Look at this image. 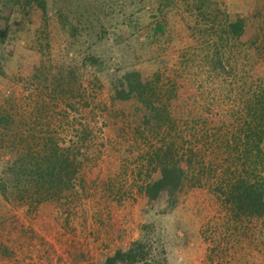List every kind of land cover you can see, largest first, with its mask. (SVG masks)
Here are the masks:
<instances>
[{
	"label": "rangeland",
	"instance_id": "374dc122",
	"mask_svg": "<svg viewBox=\"0 0 264 264\" xmlns=\"http://www.w3.org/2000/svg\"><path fill=\"white\" fill-rule=\"evenodd\" d=\"M160 1L56 2L77 16L80 30L81 20L90 15L94 23L93 16L99 21L101 15L108 35L97 39L89 32L87 41L79 31L74 45L54 20L41 44L35 36L32 41L40 28L33 17L23 26L18 18L10 22L8 42L0 46V107L11 106L24 121L45 108L46 116L37 115L44 118L39 131L49 132L59 147L83 149L73 187L60 198L36 205L0 195V264H103L135 242L146 247L139 264H264L263 222L233 217L212 180L201 178V186L186 180L181 191L156 201L143 191L157 177L147 152L165 141L174 144L179 157L192 149L198 171L199 164L214 159L220 164L226 157L224 150L209 146L216 127L224 133L251 121L252 94L264 93V0H213L244 21L248 46L220 54L222 66L212 72L200 43L217 41L211 24L190 16L183 0H168L167 14L154 16ZM159 20L163 34L140 51L136 40L152 34ZM85 54L100 60L97 69L81 67ZM65 69L77 75L78 87L73 85L71 95L54 94L52 79ZM157 70L164 90L169 84L174 88L167 111L176 132L139 133L143 111L135 101L114 100L111 91L128 71L150 78ZM0 139L10 137L0 131ZM261 147L264 154V142ZM261 177L264 181V172ZM117 264H124L122 257Z\"/></svg>",
	"mask_w": 264,
	"mask_h": 264
},
{
	"label": "trees",
	"instance_id": "16d2710c",
	"mask_svg": "<svg viewBox=\"0 0 264 264\" xmlns=\"http://www.w3.org/2000/svg\"><path fill=\"white\" fill-rule=\"evenodd\" d=\"M58 1L60 0H0V46L8 42L9 25L14 18H18L23 26L22 23H29L33 17L40 28L33 33L32 41L35 36V42L39 43L40 39H43V34H46V38L51 20H54L52 22L59 26L73 45L77 41L79 31H81V40L87 41V37L91 34L97 39H103L108 35L101 15H99L100 23L96 16H93L94 23H92L90 15L86 17L84 23L81 20L80 30L77 16L69 13V9L57 6ZM183 3L190 16L200 19L202 23L209 22L211 34L217 37V41H210L211 43L208 40L200 42L202 50L206 53L203 54L206 56L205 63L211 66V72L221 68L220 54L238 52L242 46H248L246 25L242 19H233L213 0H183ZM168 4H170L168 0L160 1V6L154 10V16L163 18L168 12L166 9L171 8ZM103 17H107V14ZM202 25L208 33L207 27ZM164 29L165 24L160 20L156 21L150 29L152 34H142V40H136L138 49L148 50L150 43L159 38ZM89 49L90 47L87 50ZM100 63V60L93 55L81 56L82 68L97 69ZM65 71L66 73L59 72L58 76L52 79L54 94L60 90L61 95L66 91L71 95L73 85L78 87L77 75L70 69ZM44 79L47 77L45 76ZM162 79L159 70L150 78H143L137 71H128L118 80L117 85H113L111 93L114 100L135 101L138 110L143 111L140 115L141 126L136 129L139 133L141 130L144 134L147 131L153 133L163 129L166 134L176 132L175 123L170 119L167 111V102H170L169 99L175 95L174 88L169 84V89L164 90L166 84L163 85ZM256 94L257 92L252 94L253 106L249 103L247 107V116L251 121H242L244 123L240 126L231 125L230 129L233 130L229 129L224 133L221 128L216 127L211 144L206 143H209L210 147L213 145L218 150H224L226 157L222 158L220 164L214 159L207 164H199V169L196 171L193 167V164H196L193 163L196 155L192 149L188 150L187 155L183 154L184 157L182 155L179 157L177 149L170 141H165L154 152H147L148 165L153 166V172L157 175L154 181L143 187L149 201H156L160 196L165 194L170 196L181 191L186 180L196 181L193 186H201V178H205L212 180L211 186L214 192L219 194L222 204L233 217L256 218L261 220L264 226V181L261 177V173L264 172V154L261 147L264 142V93L261 90L258 95ZM8 101L9 99H6L4 103ZM13 110L7 105L5 108L0 107V131L10 137L6 142L0 139V150H2L0 195L5 199L12 198L17 202L36 205L60 198L64 192L73 187L81 165L78 157L82 156L83 148L71 144L67 147H59L49 132L39 131L44 124L39 120L44 118L37 115L46 116L45 108H36L35 113L29 114V121L17 120ZM64 113L67 114V111ZM182 163L185 164V168ZM145 249V244L133 243L126 252L122 253V261L124 264L144 262ZM119 257L120 253H116L106 258L103 264H117L121 260Z\"/></svg>",
	"mask_w": 264,
	"mask_h": 264
}]
</instances>
